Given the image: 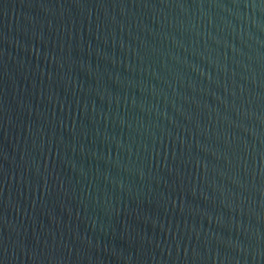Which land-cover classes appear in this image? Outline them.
Returning a JSON list of instances; mask_svg holds the SVG:
<instances>
[{
    "label": "water",
    "instance_id": "obj_1",
    "mask_svg": "<svg viewBox=\"0 0 264 264\" xmlns=\"http://www.w3.org/2000/svg\"><path fill=\"white\" fill-rule=\"evenodd\" d=\"M0 264H264V0H0Z\"/></svg>",
    "mask_w": 264,
    "mask_h": 264
}]
</instances>
